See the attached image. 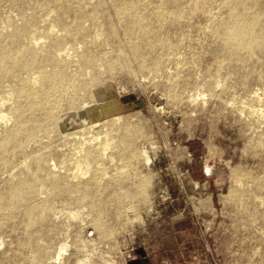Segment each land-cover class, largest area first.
<instances>
[{"label":"rangeland","instance_id":"1","mask_svg":"<svg viewBox=\"0 0 264 264\" xmlns=\"http://www.w3.org/2000/svg\"><path fill=\"white\" fill-rule=\"evenodd\" d=\"M127 6L160 16L153 45H131ZM249 15L264 26V0H0V49L23 63L0 82V139L43 106L0 152V196L44 210H0V264H264V48L225 42ZM106 130L131 158L94 154L85 179L108 178L71 190L73 153Z\"/></svg>","mask_w":264,"mask_h":264},{"label":"bare ground","instance_id":"2","mask_svg":"<svg viewBox=\"0 0 264 264\" xmlns=\"http://www.w3.org/2000/svg\"><path fill=\"white\" fill-rule=\"evenodd\" d=\"M123 11L129 13L132 18V20L128 23V25H126V28L124 30L125 34L128 35L130 38L131 45L137 48L143 47L145 45H153L154 39H152V36L154 34L156 23L160 21V16L153 18L149 15H145V9L141 10L140 7L138 8V6H127L123 8ZM261 25L262 23L259 17L249 15L247 18H245V22H243L242 24L236 23L234 25L229 26L226 30L227 38L225 42L230 55L237 57L245 49L255 51L256 49L264 48V26L261 27ZM15 28L14 29L17 34L15 33L14 35L17 38V36L19 37V35L22 33V28L20 26H16ZM259 29H262V34L259 33ZM15 37H11V39L14 41L13 38ZM22 65L23 63L21 61L20 52H16L13 55H9L3 50L1 51L0 49V82L3 77L15 75ZM53 75L57 80L63 79L62 72L58 70L54 71ZM42 107L43 106L41 103H30L25 109L24 107H19L18 111L20 110L22 114L21 118L19 117L20 121L18 122V124L16 123L15 126L10 130L9 135L6 139H0V152H2L5 157L11 156L15 153L13 143L20 141L25 136L22 130V126L26 124V113L34 114L35 112L42 110ZM116 120L118 121V123H120L122 117L119 116L116 118ZM91 128H93V125H91ZM91 132L93 133V131ZM91 137V141H87L86 143L82 144V147L79 152L73 153L75 155L74 162L72 164L73 171L71 174H69L72 179L69 180L68 177L66 178V185L70 187L71 190L89 191V185L92 181H95L96 183L100 184L101 179L106 180V178H108L109 172L107 169H98L95 170V176L91 177L90 179H85L87 178L86 176L90 174L92 164L95 161L92 158L94 154L99 153L98 157H100L102 153L106 154L110 152V158L112 161L118 158L121 161H123L125 157L131 158L129 153L130 147L126 145V142L128 141L127 138H130V135L122 137L119 130H106L104 138H100L96 134H93ZM96 145H98V147ZM96 161H99V159ZM53 167L55 166L53 165ZM25 168L29 170L30 166L26 164ZM120 168L123 169V167ZM207 171H209V167H207ZM111 179L113 180L114 178ZM110 181L111 180L106 181L105 184L110 183ZM124 181L125 179L121 178L119 182ZM54 187L56 186L54 185ZM44 189V184L40 183V185L36 188V193L42 194ZM141 193L142 190L137 189L133 194ZM20 198L21 197L19 195L18 188H11L10 195L8 198L0 196V210L4 207L15 208L20 206L26 207L28 209L27 213L31 217L33 216V212H37V215H41L42 218L44 217L43 208L34 206L29 201H26L24 202V204H22L20 203ZM71 215L72 217H74V212ZM98 230L102 232L103 227L99 225ZM65 248L66 246H63L61 251H66Z\"/></svg>","mask_w":264,"mask_h":264},{"label":"crops","instance_id":"3","mask_svg":"<svg viewBox=\"0 0 264 264\" xmlns=\"http://www.w3.org/2000/svg\"><path fill=\"white\" fill-rule=\"evenodd\" d=\"M140 103H141V101L139 100V98H137L135 96H131V97L125 98L123 101L117 99L114 101V103L112 105L116 110L117 109L118 110H126V109H130L131 105L132 106H139ZM152 261L153 260H151L148 255L143 257V258H140L138 260L134 258L135 264H154Z\"/></svg>","mask_w":264,"mask_h":264}]
</instances>
